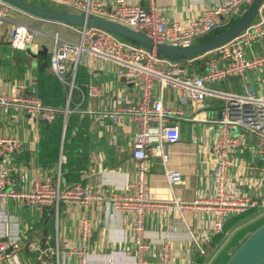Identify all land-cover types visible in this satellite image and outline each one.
<instances>
[{
	"label": "crops",
	"instance_id": "crops-1",
	"mask_svg": "<svg viewBox=\"0 0 264 264\" xmlns=\"http://www.w3.org/2000/svg\"><path fill=\"white\" fill-rule=\"evenodd\" d=\"M97 1L106 7L115 2ZM128 1L144 7L149 4L148 0ZM154 1L164 21L171 23L196 18L205 6L210 7L218 0ZM54 2L84 11L78 5ZM10 11L11 19L29 26L34 31V37L35 33L40 35L38 42L31 45V49L38 54L32 57L25 50L13 48L9 43L12 22L0 20V92L19 97L32 95L44 103L40 96L41 89L45 90V94L54 92L48 80L49 76L53 79L55 75L48 66L53 34L58 33L63 40L78 41L62 36L60 31L67 32V35L69 32L75 34L80 28L41 19L13 7ZM263 13L264 1L257 13V21ZM217 54L218 48L176 61L190 73L202 74L207 69L208 61L217 57ZM246 56H264V37L247 48ZM84 58V62L77 65L79 78L78 84L73 87L75 91L69 87L65 90L61 122L54 117L45 123L36 114L27 113L15 104L6 110L0 107V136L15 137L21 143L20 151L14 154L9 165L17 179L15 186L18 190L31 189L34 178L41 175L49 177L53 184L59 179L60 186L81 183L100 192L103 199L87 205L60 201L57 208L44 207L41 216L36 208L23 205L16 199H0V240L17 237L23 245L36 240L44 246L57 247L58 254L52 257L50 264H82L80 255L65 253L67 249L64 243H68L71 248L85 250L89 254L87 264H106L105 258L110 254H115V264H132L136 247L132 242L128 215H115L108 197L114 189L135 178L136 161L131 152L138 123L133 116L124 113H119L113 121L111 112L125 107H137L140 91L137 85L126 83L124 78L118 76L120 67L115 62L90 59L87 56ZM90 81L97 85L94 97L88 93ZM208 86L225 93L244 95L253 92L262 97L264 64L248 68L242 74L228 75ZM153 99H162L165 106L174 109L169 124L178 125L180 139L175 143L163 144V150L168 155L165 165L159 156L151 155L145 160L148 194L158 202L171 203L176 198L188 207L180 211L172 204L169 208L152 207L146 211V238L152 244L151 250L145 252L143 258L145 264H159L158 240L167 233L173 247V264H192L199 251L187 237L182 217L203 243L205 251L217 234L211 228L212 213L206 208L205 199L213 192L212 173L216 159L211 145L217 136L218 121L226 99L206 95L201 103L193 105L190 101H181L170 88L161 91L158 84L154 85ZM253 108L254 104H249L245 111ZM70 115L72 123L66 135ZM46 142L49 149L58 148V156L52 162L42 159ZM259 145L258 135L247 132L231 154L228 172L230 181L239 186L241 192L252 195L260 202L264 198V159L257 155ZM166 169H175L181 174V181L172 188L165 177ZM252 178L260 180V185L252 186ZM259 211L264 212V209L255 207L252 217L239 227L248 223ZM236 214H231L225 221ZM86 219L90 222L91 232L88 239L84 240L81 225ZM233 230L221 231L223 238L214 245L213 253L206 256L204 264H207ZM2 264L39 263L34 252L20 248L9 253Z\"/></svg>",
	"mask_w": 264,
	"mask_h": 264
},
{
	"label": "built area",
	"instance_id": "built-area-1",
	"mask_svg": "<svg viewBox=\"0 0 264 264\" xmlns=\"http://www.w3.org/2000/svg\"><path fill=\"white\" fill-rule=\"evenodd\" d=\"M61 3L74 4L82 7L86 15L110 19L131 29L137 30L154 42L168 43L174 46H190L197 38L206 35L220 27L234 17H240L244 12L243 6H249L253 0H218L212 6L203 8V12L196 18L185 22L173 21L166 23L159 14L154 0H148V6L128 0H115L106 7L97 0H54ZM11 6L0 0V19L12 22L9 43L13 48L25 50L32 45L34 31L27 25L11 19ZM264 37V13L257 22L251 23L237 36L218 48V56L210 59L207 69L202 74L190 73L185 66L167 57L161 58L155 48L147 49L137 44L125 47L121 37L112 32L95 28L82 27L78 41L63 40L58 33L53 34V46L50 51L49 66L59 80L72 88L77 65L84 62V57L90 59H108L120 66L118 76L126 83L135 84L140 91V99L135 108H120L111 112L115 121L119 113L130 114L138 123V130L133 141L132 158L136 161L135 178L126 181L114 189L108 202L115 215L127 214L132 231L135 255L132 264H145L143 255L151 250V242L147 241L145 219L149 208H169L175 205L182 211L188 205L174 198L171 203L158 202L151 199L147 190V169L145 160L151 156H159L165 165L168 155L163 150V144L175 143L180 139L177 124H169L174 115V109L165 106L162 99H153L152 92L155 84L163 91L173 90L181 101H190L193 105L201 103L206 95L219 96L226 99L221 118L218 121L217 136L211 145V151L216 159L213 169L212 195L205 199L206 208L212 213L211 228L213 233L223 230L228 216L240 213L249 208L264 209V198L258 201L250 194L240 191L239 186L230 181L229 166L231 154L238 147L247 132L256 133L260 145L257 155L264 159V96L258 97L253 92L240 95L225 93L210 88L208 85L228 75L242 74L246 69L258 64H264V56L248 58L247 48ZM166 63L165 69L158 66ZM67 76V77H66ZM76 87V86H75ZM97 85L90 81L88 93L96 95ZM17 105L27 113H34L39 118L50 121L55 117V110L44 106L35 96L19 97L0 92V107L4 110ZM254 104L253 110L245 111L247 105ZM240 131L235 132L236 130ZM21 149L20 141L15 137L0 136V199L13 198L21 204L36 208L41 216L44 207H58L60 201L75 202L87 205L99 202L103 195L93 191L81 183L72 186H60L59 179L52 183L47 176L38 175L32 182L31 189L18 190L17 179L10 171V163L14 154ZM165 177L170 186L181 181L178 170H165ZM244 182L242 181V184ZM251 185H260V180L252 178ZM197 202V201H195ZM187 237L195 244L200 254L204 253V245L187 226ZM91 232L89 220H83L81 233L87 240ZM169 234L158 240L159 264H173L172 245ZM68 254L80 255L82 264H87L89 254L85 250H78L64 243ZM25 248L34 252L39 264H50L58 248L42 245L32 240L26 245L21 244L17 237L0 240V264L17 249ZM132 261V259H131ZM106 264H115V254L105 258ZM135 262V263H134Z\"/></svg>",
	"mask_w": 264,
	"mask_h": 264
},
{
	"label": "water",
	"instance_id": "water-1",
	"mask_svg": "<svg viewBox=\"0 0 264 264\" xmlns=\"http://www.w3.org/2000/svg\"><path fill=\"white\" fill-rule=\"evenodd\" d=\"M2 1L13 8L48 21L105 29L147 49L155 48L158 54H162L170 60H180L191 55H198L217 49L237 36L252 23L264 0H253L249 6H243L244 12L242 15L216 36L186 47L154 42L145 34L110 19L86 15L85 13L78 14L44 8L26 0ZM25 51L32 57H36L38 54V52L31 49V45L26 46ZM69 89L71 90L72 86ZM42 120L47 123L45 119ZM225 264H264V222L241 239L239 246L230 255Z\"/></svg>",
	"mask_w": 264,
	"mask_h": 264
},
{
	"label": "trees",
	"instance_id": "trees-1",
	"mask_svg": "<svg viewBox=\"0 0 264 264\" xmlns=\"http://www.w3.org/2000/svg\"><path fill=\"white\" fill-rule=\"evenodd\" d=\"M238 18L239 17H234L223 27L217 28V29L207 33L206 35L198 38L196 40V43L205 41L209 38L216 36L217 34L222 32L223 30L228 28L230 25H232ZM198 55H200V54H198ZM198 55H191V56H188L187 58L195 57ZM180 60H182V59H180ZM48 66H49V64H48ZM78 69H79V66L77 67L75 78H74V85L75 86L78 84V78H79ZM53 77L54 78L52 79L49 76L48 80H49V82H51L54 92H52L50 94L49 93L45 94V90L41 89L40 96L44 100V103H43L44 106L53 108L55 110V117L58 118L59 121L61 122L62 118H63V114H64L65 95H66L65 90L69 87V85L67 83L59 80L56 75H53ZM40 84H41V82H40ZM73 91H75V88H73ZM69 108L70 109L72 108L71 103L69 105ZM71 117H72V115H70V118L68 121L66 135L69 134V128L71 127V123H72ZM57 156H58V148L57 147H51L49 149L47 142H46V144L44 146V153H42V159L47 160L49 162H52L53 160H55L57 158ZM252 212H254V208H249L247 210H244V211L237 213L236 215L230 217L227 221L224 222L223 231L233 230V229L241 226L242 224L247 222L252 217ZM222 238H223L222 232L215 234L212 238V242H210V244H209L210 247L205 248V251L203 254H200L198 252V254L195 256L192 264H204L206 261V256L208 254L213 253L212 249H214V245L216 243H218ZM228 259H229V257L226 259V261ZM226 261L224 262V264L226 263Z\"/></svg>",
	"mask_w": 264,
	"mask_h": 264
},
{
	"label": "rangeland",
	"instance_id": "rangeland-1",
	"mask_svg": "<svg viewBox=\"0 0 264 264\" xmlns=\"http://www.w3.org/2000/svg\"><path fill=\"white\" fill-rule=\"evenodd\" d=\"M29 2H33L36 4L41 5L44 8H49V9H54V10H67V11H71V12H75V13H79V14H84V11L81 10H76L74 7H65L61 4H58L52 0H27ZM258 19L257 15L255 16L254 20L252 21V23L256 22ZM3 20V19H0ZM65 25V24H64ZM67 26H71V25H67ZM74 25H72L71 27H73ZM77 28H80V26H76ZM60 34L62 36H68L70 40H79V32L73 34L72 32H69V34L67 35V32H62L60 31ZM112 34L116 37H121L115 33L112 32ZM40 35H37V33H35V37H34V43L38 42ZM122 41L126 44L125 47L128 46H136L137 44L130 42L129 40H127L126 38L123 39V37H121ZM49 39L47 40V43H49ZM159 56L161 58H166L165 56H163L162 54H159ZM118 67H120L118 65ZM160 69H165L166 68V63H163L162 65L158 66ZM174 187V185H173ZM264 222V212L259 211L257 212L254 217L248 222L246 223L244 226L239 227L233 231H231L227 238L226 241L223 243L222 246H220V248L218 249L217 252H215L213 254V256L208 260L207 264H224V262L226 261V259L228 257H230V255L234 252V250L239 246L241 239L246 236L250 231H253V228L256 226L258 227L259 224L261 225ZM258 225V226H257ZM244 227V228H243ZM255 227V228H256ZM254 228V229H255Z\"/></svg>",
	"mask_w": 264,
	"mask_h": 264
}]
</instances>
